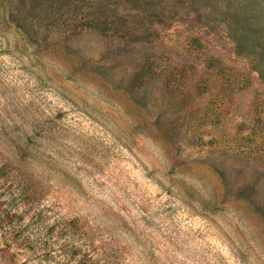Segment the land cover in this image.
I'll return each instance as SVG.
<instances>
[{
	"label": "rangeland",
	"instance_id": "374dc122",
	"mask_svg": "<svg viewBox=\"0 0 264 264\" xmlns=\"http://www.w3.org/2000/svg\"><path fill=\"white\" fill-rule=\"evenodd\" d=\"M0 264H264V0H0Z\"/></svg>",
	"mask_w": 264,
	"mask_h": 264
}]
</instances>
